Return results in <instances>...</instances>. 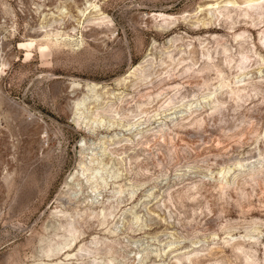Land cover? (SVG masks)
<instances>
[{"label": "rangeland", "instance_id": "374dc122", "mask_svg": "<svg viewBox=\"0 0 264 264\" xmlns=\"http://www.w3.org/2000/svg\"><path fill=\"white\" fill-rule=\"evenodd\" d=\"M247 1L0 0V264H264Z\"/></svg>", "mask_w": 264, "mask_h": 264}, {"label": "bare ground", "instance_id": "6f19581e", "mask_svg": "<svg viewBox=\"0 0 264 264\" xmlns=\"http://www.w3.org/2000/svg\"><path fill=\"white\" fill-rule=\"evenodd\" d=\"M247 3H248V5H249V7L250 6H252V7H256V5H259L260 3H261V0H248L247 1ZM84 12V11H83ZM84 14V13H83ZM98 85V84H97ZM97 85H93V86H89L88 85V87L90 88V89H97L98 88V86ZM84 104V102L82 101V102H80L78 105H83ZM101 170H104L103 169V167L102 168H99L97 171H95L93 174L94 175H100V173H102V171ZM101 176V175H100ZM104 176V175H103ZM69 241H71V240H69ZM74 241V238L72 239V241L71 242H73ZM69 245H70V243L69 244H66L64 247H62V248H59L60 250H65V249H67V248H69ZM72 246V245H71Z\"/></svg>", "mask_w": 264, "mask_h": 264}]
</instances>
